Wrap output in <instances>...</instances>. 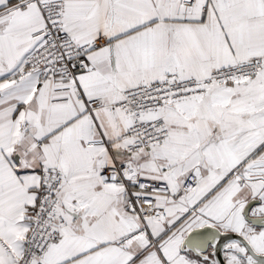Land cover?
Returning <instances> with one entry per match:
<instances>
[{
  "label": "snow or ice",
  "instance_id": "1",
  "mask_svg": "<svg viewBox=\"0 0 264 264\" xmlns=\"http://www.w3.org/2000/svg\"><path fill=\"white\" fill-rule=\"evenodd\" d=\"M0 264H264V0H0Z\"/></svg>",
  "mask_w": 264,
  "mask_h": 264
}]
</instances>
